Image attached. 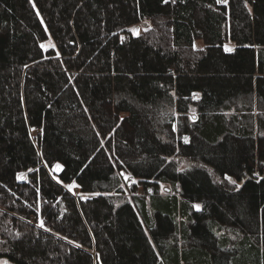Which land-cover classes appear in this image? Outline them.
Masks as SVG:
<instances>
[{
  "label": "trees",
  "instance_id": "1",
  "mask_svg": "<svg viewBox=\"0 0 264 264\" xmlns=\"http://www.w3.org/2000/svg\"><path fill=\"white\" fill-rule=\"evenodd\" d=\"M4 260L264 264V0H0Z\"/></svg>",
  "mask_w": 264,
  "mask_h": 264
},
{
  "label": "rangeland",
  "instance_id": "2",
  "mask_svg": "<svg viewBox=\"0 0 264 264\" xmlns=\"http://www.w3.org/2000/svg\"><path fill=\"white\" fill-rule=\"evenodd\" d=\"M225 1L226 0H220V3H225ZM148 27V23L147 22H144V23H142V24H140V25H136V26H134L133 28H132V31H133V33L134 34H139L140 33V31L142 30V29H146ZM42 47L44 48V49H47V48H50V47H52V43H51V41H47V42H45L43 45H42ZM202 47V45H201V43H196L195 44V48H201ZM233 48V44H231V43H227L226 45H225V49L226 50H230V49H232ZM189 117H190V119H192V120H194L196 117H195V114L193 113V111H191L190 113H189ZM167 133H168V135L169 136H172L173 135V132L168 128V130H167ZM31 134H32V136H34V133H33V131H31ZM178 166H179V170H187V169H189V168H191L192 167V164L191 163H189V162H187V161H185V160H181V161H179L178 162ZM58 167H56L55 169H54V171H58ZM230 181H232V180H230ZM138 185V183H137V181H135V180H133L132 178H130V177H128V176H126L125 178H123V187H124V189L127 191V194L126 195H124L126 198H129V197H131V194H130V192H131V188H132V186H137ZM64 188L69 192V194L70 195H72L73 197H74V199L75 200H77L79 197L80 198H84V197H86V195H83V194H80L79 192H78V188L76 187V186H74V185H68V186H64ZM170 189H169V187L168 186H166V185H162L161 186V189H160V194L161 195H163V196H166V195H170ZM138 196H143V193H142V191H141V189L139 188L138 189V191H137V193H136Z\"/></svg>",
  "mask_w": 264,
  "mask_h": 264
},
{
  "label": "snow or ice",
  "instance_id": "3",
  "mask_svg": "<svg viewBox=\"0 0 264 264\" xmlns=\"http://www.w3.org/2000/svg\"><path fill=\"white\" fill-rule=\"evenodd\" d=\"M184 140H185V142H188V138L187 137H185L184 138ZM57 167L59 168L60 167V165H57ZM230 179V178H229ZM232 183H235V181H231ZM197 209H199V205H196L195 206ZM0 264H8V261H6V260H4V261H0Z\"/></svg>",
  "mask_w": 264,
  "mask_h": 264
}]
</instances>
